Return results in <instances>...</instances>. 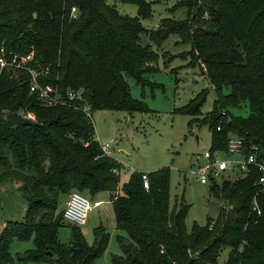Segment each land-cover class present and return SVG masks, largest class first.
Wrapping results in <instances>:
<instances>
[{"label":"trees","instance_id":"trees-1","mask_svg":"<svg viewBox=\"0 0 264 264\" xmlns=\"http://www.w3.org/2000/svg\"><path fill=\"white\" fill-rule=\"evenodd\" d=\"M118 1L135 4L136 15L119 13L105 0H0L2 54L31 52L27 65L46 68L42 84L60 94L80 88L91 111H148L126 81L152 85L146 75L157 71V54L141 36L159 45L177 34L215 97L204 115L206 88L173 112L190 117L188 130L193 123L208 125L211 154L225 152L231 134L245 149L264 147V0H180L185 17L162 18L155 30L140 23L151 12L146 0ZM28 79L23 69H0V187L11 185L23 204L18 218L0 223V264H89L103 253L109 234L100 223L91 245L74 224L68 242L57 239L59 197L72 190L92 198L108 193L114 228L123 232L115 235L120 254L112 255V264H218L225 247L222 264H264V191L253 184L255 172L210 180L209 193L222 206L204 225L194 222L186 230L188 205L181 199L169 206L167 167L144 172L146 188L143 172L132 171L119 193L123 164L102 154L91 120L69 103L41 105ZM243 105L245 116L230 112ZM7 112H30L35 124L10 125ZM29 238L32 248L10 254L13 239Z\"/></svg>","mask_w":264,"mask_h":264},{"label":"rangeland","instance_id":"rangeland-1","mask_svg":"<svg viewBox=\"0 0 264 264\" xmlns=\"http://www.w3.org/2000/svg\"><path fill=\"white\" fill-rule=\"evenodd\" d=\"M146 1L150 4L151 12L149 17L140 19V23L147 29L155 30L162 18L179 20L185 17V7L177 5L180 0ZM105 2L113 5L119 13L136 15V6L133 3L118 0H105ZM148 42L150 49L157 54V71L146 75L152 85L146 84L141 87L129 77H126V81L131 97L141 101L149 110L91 111L93 136L100 142H107L111 155H118L123 161L124 168L119 171V193L122 184L132 171L149 172L159 167H167L169 206L178 203L181 199L188 205L184 225L186 230H189L194 222L204 225L207 217L213 218L217 214L218 206L222 204L210 195L208 183L199 182L195 173L196 167L204 161L201 153L207 150L210 144L208 125L193 123L188 130L186 123L190 117L173 112V109L185 104L195 93L206 88L207 93L200 107V113L204 115L211 109L215 94L198 64H190L191 57L184 54L189 50V44L180 42L177 34H169L159 45L149 41L146 36H141V43ZM230 112L245 116L247 107L243 105L230 108ZM218 156L222 159L226 158L224 152H218ZM238 176L242 175L230 173L228 176L225 175L224 179L233 180ZM82 194L92 199L87 193L82 192ZM63 198L64 195L61 194L58 201L59 210L64 208L61 206ZM95 198L101 200L100 205L89 209L84 222L77 226L81 229L88 245L93 241L92 229L99 223L105 226L109 234L106 248L89 264H112V255L120 254L115 235L123 232L114 228L108 193L99 192L95 194ZM22 210L23 204L12 186L1 185L0 223L3 219L18 218ZM71 225L73 224L63 219L62 225L57 230L59 242H68ZM32 246L31 238L13 239L9 244V252L15 256ZM227 251L226 247L220 250L218 264L224 262Z\"/></svg>","mask_w":264,"mask_h":264},{"label":"built area","instance_id":"built-area-1","mask_svg":"<svg viewBox=\"0 0 264 264\" xmlns=\"http://www.w3.org/2000/svg\"><path fill=\"white\" fill-rule=\"evenodd\" d=\"M70 13L71 15L75 13L74 7L70 9ZM2 52V48H0V69L12 68L27 71L29 74L28 90L35 94L41 105L52 106L58 103H69L73 109L80 111L91 120V110L87 102L84 101L80 88L66 89L63 94H60L53 85L42 84L39 81V77L46 74V68L37 70L27 65L31 59V52L23 56L13 54L8 59L4 58ZM20 114L33 119L30 112ZM99 147L103 155L112 156L107 142H99ZM224 154L226 155L225 159L220 158L218 152L211 154L208 149L201 153L204 161L195 169L196 178L199 182L208 183L210 180L219 182L230 173L243 175L255 172L253 184L260 192L264 191V147L251 144L248 149H245L242 139L231 134L228 136ZM141 179L143 187L146 188L147 179L144 172L141 174ZM100 203V200L90 199L81 192L72 190L67 194L62 217L72 224L81 225L84 222L86 212L92 207L100 205ZM251 207L256 213L259 212L255 200H252Z\"/></svg>","mask_w":264,"mask_h":264},{"label":"water","instance_id":"water-1","mask_svg":"<svg viewBox=\"0 0 264 264\" xmlns=\"http://www.w3.org/2000/svg\"><path fill=\"white\" fill-rule=\"evenodd\" d=\"M4 119L7 123L13 126L20 124H35L33 119H29L28 117L21 115L19 112H7L4 115Z\"/></svg>","mask_w":264,"mask_h":264},{"label":"crops","instance_id":"crops-1","mask_svg":"<svg viewBox=\"0 0 264 264\" xmlns=\"http://www.w3.org/2000/svg\"><path fill=\"white\" fill-rule=\"evenodd\" d=\"M97 139V141L98 142H100V140H98V138H96ZM112 157H114L115 159H117L119 162H121L122 164H123V161L121 160V159H119V156L117 155H113ZM124 165V164H123ZM124 167V166H123ZM66 198H67V194L66 195H64V198H63V200H62V204H61V206H63L64 207V202H65V200H66ZM92 199H94V200H98L97 198H95V196H93V198ZM101 201V200H100Z\"/></svg>","mask_w":264,"mask_h":264}]
</instances>
